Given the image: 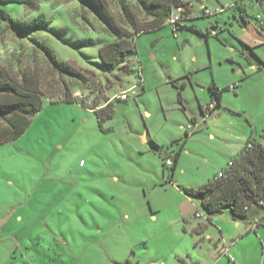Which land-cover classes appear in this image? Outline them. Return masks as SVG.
<instances>
[{"label":"rangeland","instance_id":"obj_1","mask_svg":"<svg viewBox=\"0 0 264 264\" xmlns=\"http://www.w3.org/2000/svg\"><path fill=\"white\" fill-rule=\"evenodd\" d=\"M141 1L106 0L130 31L132 14L141 23L146 17ZM260 2L254 12L264 16ZM193 3L187 24L197 31L146 32L113 71L98 51L117 38L107 13L89 0L0 5L13 20L0 18V70L16 81L34 73L44 91L24 135L0 146V264H171L194 252L191 224L213 222L184 190L214 179L249 139L263 141L264 43L253 51L245 44H260L264 31L240 27L232 12L205 18L202 6L212 9L215 0ZM208 30L221 39L207 38ZM212 82L229 90L204 122L200 100L214 102ZM68 92L76 103L61 102ZM183 143L173 173L164 162H174Z\"/></svg>","mask_w":264,"mask_h":264},{"label":"trees","instance_id":"obj_2","mask_svg":"<svg viewBox=\"0 0 264 264\" xmlns=\"http://www.w3.org/2000/svg\"><path fill=\"white\" fill-rule=\"evenodd\" d=\"M245 1L235 2L234 0L232 8L239 12L240 19L244 22L254 23L257 27L255 23L256 15L248 13ZM11 2L13 0H0V5ZM89 2L93 8L102 9L107 13V25L111 33L117 38L116 41L101 46L98 51L101 61L109 71H113L117 65L135 53V39L138 36L167 26L166 21L179 7H184L185 9V16L181 24H179V32L185 29L197 31L187 24L193 18L191 5L186 1H141L139 3V11H142L146 17L141 23L137 19L138 15L132 14L133 16H131L129 23L133 31L119 25L115 21L106 0H89ZM27 6L36 8L34 2L31 1L28 2ZM220 14L213 16L204 14V17H215ZM0 18L3 21L13 22L12 19L8 18L1 6ZM51 59L56 69L64 74L67 72V68L61 65L54 56ZM131 75L133 73L128 72L125 76ZM138 78L142 82L140 72ZM210 90L213 94V103L216 104L215 108L217 109L221 106L223 92L229 90V88L220 90L212 86ZM43 96L44 91L41 81L34 73L27 72L24 74L22 81H16L8 76L5 71L0 70V146L15 142L24 135L32 123L33 117L41 112L44 107ZM179 96L181 103H183L182 95L180 94ZM61 102L76 103L69 92L66 93L65 99ZM107 109H111L108 116L112 117L114 112L111 102L107 103L105 110ZM103 111H95L99 115L100 121H102L100 115ZM262 138L263 141L254 138L248 140L244 149L233 160V166L229 169H224L225 176L223 178H214L200 187L184 190L187 196L196 198L201 202V207L208 215L209 221L212 215L225 212H229L234 220L249 221L256 208L264 210V133ZM154 146L156 151H160L161 147L159 145L154 144ZM184 147L185 143L181 145L175 155L173 173L176 171ZM164 167H167L166 162H164Z\"/></svg>","mask_w":264,"mask_h":264},{"label":"crops","instance_id":"obj_3","mask_svg":"<svg viewBox=\"0 0 264 264\" xmlns=\"http://www.w3.org/2000/svg\"><path fill=\"white\" fill-rule=\"evenodd\" d=\"M185 1L191 5L193 18V12L196 8L195 4L193 3V0ZM202 1L207 3L209 2V0H201V2ZM233 1L234 0H215L216 5L212 9L216 10L218 8H225V10H227L229 8V10L225 12H232V16L235 18V21L240 25V27L244 29L252 28L253 30L257 28L254 23H249L248 21L244 22L242 19H240L239 12L236 11L235 8H232ZM259 1L261 0L245 1L249 14H257L254 12V7L256 5H262L261 2L258 3ZM204 8L210 7L206 5V7L202 6L201 9ZM217 24H219V22H217ZM189 27L197 29L194 25H189ZM207 35V38L215 36L217 39H221L219 38V34L216 31H214L213 35V33L208 30ZM260 38H262L261 35ZM259 43L260 44L252 46L245 44V47L246 49L253 51L264 43V38H262L261 42ZM241 55L248 58V55L245 51H241ZM233 63L238 64L236 61H233ZM239 65L241 67L240 72H245L243 65L241 63ZM251 67L258 68L257 64H254L253 62L251 63ZM212 86L219 88L214 82H212V84L209 86V89ZM209 105V100L205 104L200 100V106L202 107L203 113ZM147 115H150V113L147 112ZM192 122L199 124L195 117L192 118ZM194 133L192 135H194ZM209 138L211 140H215L216 135L211 132L209 134ZM238 155L231 158L229 162L237 158ZM227 166L228 164L221 168L220 171L225 169ZM215 216L217 215H212L210 217V221L213 223L191 224L189 231H191L194 238V252H187L185 257L176 254L174 257L175 259H173L171 264H264V214H257L255 210L249 221H237L230 217L231 223H219L218 220L214 219Z\"/></svg>","mask_w":264,"mask_h":264},{"label":"built area","instance_id":"obj_4","mask_svg":"<svg viewBox=\"0 0 264 264\" xmlns=\"http://www.w3.org/2000/svg\"><path fill=\"white\" fill-rule=\"evenodd\" d=\"M180 1H184L185 0H180ZM235 2H241V0H235ZM234 5V3L232 4V6ZM184 7H179L175 10V12L173 13V15L166 21V25L169 26L174 35L177 36L179 34V29L180 26L179 24H181V21L184 18ZM225 11V8H218L216 10L214 9H210V8H204L203 12L205 15H209V16H213L215 14H220L223 13ZM203 14V16H204ZM255 23L257 25V28L260 29L261 31H264V16H262L261 14H257L256 15V19H255ZM238 84L233 85V90H235L237 88ZM120 99H126L127 96L126 95H122L119 97ZM216 104L215 103H210V105L204 110V122L207 121V118L210 116V114L216 109ZM199 128V124L192 122V125H190L188 127V129L192 130V132L194 133L195 130ZM167 166H172L173 165V161L172 160H167L166 161ZM233 166V161H231L228 164L227 169H229L230 167ZM225 176V170H222L219 172V174L215 177V179H220L223 178ZM198 216V214H197Z\"/></svg>","mask_w":264,"mask_h":264},{"label":"water","instance_id":"obj_5","mask_svg":"<svg viewBox=\"0 0 264 264\" xmlns=\"http://www.w3.org/2000/svg\"><path fill=\"white\" fill-rule=\"evenodd\" d=\"M5 221H6V219H2V220H0V228H1V226L5 223Z\"/></svg>","mask_w":264,"mask_h":264}]
</instances>
